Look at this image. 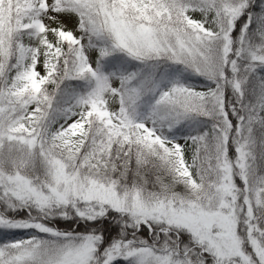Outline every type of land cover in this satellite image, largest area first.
Returning <instances> with one entry per match:
<instances>
[{
    "label": "snow or ice",
    "instance_id": "obj_1",
    "mask_svg": "<svg viewBox=\"0 0 264 264\" xmlns=\"http://www.w3.org/2000/svg\"><path fill=\"white\" fill-rule=\"evenodd\" d=\"M0 264H264V0H0Z\"/></svg>",
    "mask_w": 264,
    "mask_h": 264
}]
</instances>
